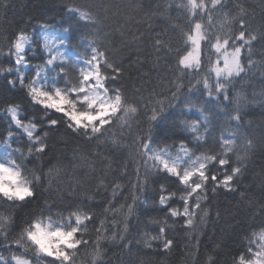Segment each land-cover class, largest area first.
I'll return each instance as SVG.
<instances>
[{
  "label": "snow or ice",
  "instance_id": "6c2138e0",
  "mask_svg": "<svg viewBox=\"0 0 264 264\" xmlns=\"http://www.w3.org/2000/svg\"><path fill=\"white\" fill-rule=\"evenodd\" d=\"M63 6L83 29L81 43L44 36L52 65L48 72L54 73L56 81L51 110L58 115L47 121L43 131H38L39 126L33 131L25 127V134L33 138L41 155L48 153L54 133L60 141L77 140L83 147L103 149L95 158L103 163L104 172L91 176L94 188L73 179L65 181L63 191L59 182L64 167L54 156L47 168V191L59 192L63 201L54 205L61 209L59 223L31 225L26 235L32 249L13 251L9 257L0 254V264H32L29 251L43 258V264H113L109 256L113 248L129 256L134 248L142 251L141 244L149 250L144 256L161 248L164 253L173 251L177 246L173 232H183L190 241L184 255L198 258L213 201L221 191H237L241 164L257 148L248 132L252 121L245 119L246 109L256 98L250 101L235 89L238 79L247 78L256 67L252 56L258 43L264 45V28L252 30L246 9L232 0H173L169 8L179 13L177 23L170 32L149 33V47L137 45L136 59L128 65L143 67L149 56L155 57L152 71L161 90L153 88L145 96L151 72L139 73V87L135 82L129 86L128 69L100 34L104 17L72 0ZM64 31L70 32L71 27ZM143 36L122 44L130 47ZM26 42L23 36L17 41L19 47ZM69 47L74 54L69 55ZM259 103L264 104V93ZM165 123L168 132L182 129L186 135L171 143L157 139ZM125 154L135 165L131 172ZM114 156L121 159L109 181ZM260 176L264 180V172ZM32 195L26 183H17L9 199L23 201ZM215 215L219 218L218 210ZM6 219L0 215V229ZM252 219L254 223L240 233L236 249L228 253L229 264H264V206L253 207ZM142 229L138 239L132 236ZM21 248V242L6 246V250ZM207 251L206 247L203 252ZM208 262L217 264L211 253Z\"/></svg>",
  "mask_w": 264,
  "mask_h": 264
},
{
  "label": "trees",
  "instance_id": "16d2710c",
  "mask_svg": "<svg viewBox=\"0 0 264 264\" xmlns=\"http://www.w3.org/2000/svg\"><path fill=\"white\" fill-rule=\"evenodd\" d=\"M68 2L69 0H0V37L27 27L30 23L35 25L37 20H48L55 24L52 37H61L63 26L70 25L73 44L80 45V34L83 29L74 14L64 11L63 5ZM72 2L89 6L104 17L100 34L110 52L116 56L118 61L122 60L124 67L128 69L130 79L127 83L129 86L131 87L135 82V86L139 87L140 81L137 80L139 73L151 72V82H145L144 95L147 96L153 88L160 91L157 73L152 71L151 61L155 59L154 56H149L148 62L143 67L133 64L129 68L128 65L136 59L134 53L137 51V45H143L144 48L149 47L147 40L149 33H160L166 30L170 32L171 25L177 23L176 18L179 13L169 8V5L173 4V0H72ZM232 2L239 3L246 9L247 23L252 30L259 32L264 28V0H232ZM133 4H139L141 7L139 9L129 7ZM105 7L108 9L107 12H104ZM142 33L144 34L143 38L133 42L130 47L122 44V41H129L134 36L140 37ZM55 43L58 44V40H55ZM63 50L61 48V51ZM80 50H82V46ZM140 59L144 60L145 56L141 55ZM252 59L257 62L256 67L251 70L247 78L238 79L235 91L250 101L253 100V97L256 98L257 102L252 103L246 109L245 119L252 121L248 132L255 139L257 148L253 161L249 164L248 174L237 186V191L228 194L221 191L213 201L211 219L207 222L204 234L201 236V252L206 247L211 248L216 242H222L225 254L234 251L238 245L240 233L254 223L252 219L253 207L258 208L259 203L264 201V180L260 176L261 169L264 168V104L259 103V97L264 93V45L259 43L256 45ZM243 62L246 65V58ZM21 70L28 71L27 69ZM12 75L15 76V73ZM0 84H2V78H0ZM0 90L3 89L0 88ZM160 132L164 135L170 134L167 125H162ZM53 142L55 144L53 155L62 161L64 167L61 179L64 181L79 179L85 188H94V182H90L91 176L102 175L104 172V165L101 160L95 158V153L103 151V149L83 147L77 140ZM123 158L128 160V171L131 172L135 165L132 164L127 154ZM120 159L118 156L113 157V172L108 174L109 181L114 178ZM92 168H95V173H92ZM121 182L127 183L126 180ZM241 192L244 193L243 197L240 195ZM125 194H127L126 189ZM100 199L101 197H97V200ZM121 202H123L122 198ZM217 210L220 213L219 218L215 215ZM135 223L134 220L133 224ZM151 234L155 233L151 232ZM140 235H143V229L140 233H132V236L137 239ZM172 235L177 246L169 253H164L161 248L152 255L144 256V252L149 250L143 249L141 244L139 247L142 251L137 252L134 248L132 256H129L126 251L121 252L119 248H113L109 252V256L112 258L113 264H132V261L136 259L140 261L143 259L144 264H182L184 253L187 250L186 245L190 241L183 232H173ZM194 242L193 239L191 243Z\"/></svg>",
  "mask_w": 264,
  "mask_h": 264
},
{
  "label": "clouds",
  "instance_id": "9594fccd",
  "mask_svg": "<svg viewBox=\"0 0 264 264\" xmlns=\"http://www.w3.org/2000/svg\"><path fill=\"white\" fill-rule=\"evenodd\" d=\"M64 11L67 12L65 8ZM68 27L63 26V35L59 39L73 42L72 28L70 32L64 31ZM53 29H55L54 23L37 20L35 25L30 23L27 27L0 37V78H2L0 88L3 89L0 90V215L8 218L4 221V227L0 229V254L5 257H9L13 251L23 252L24 249H32V242L26 235L31 225L40 222L55 227L59 223L58 213L61 209L54 205L58 201L60 203L63 201L59 192L53 195L47 191L49 183L46 175L50 161L54 162L53 141L60 142L59 134H53L49 151L44 155L35 151L33 138L25 134V127L28 131H33L34 126H39L38 131H43L47 121L57 118L58 115L51 110L55 106L53 84L56 81L53 80L54 73L48 72L52 65L48 63L50 52L45 47L43 39L46 34L52 35ZM21 36L27 38L23 47H19L17 43ZM68 53L74 54L71 47L68 48ZM13 73L15 76L12 75ZM185 135L182 129H175L167 135L158 131L157 139L162 137L172 141ZM254 155L255 152L251 153L241 164L239 184L248 174L249 164L253 161ZM261 171L264 172V168ZM17 183H26L33 195L23 201L9 199V196L16 191ZM59 183L62 186L61 190L66 191L65 181L61 179ZM259 206H264V201H261ZM16 242H21L23 248L6 250L9 243ZM209 253L217 260V264H229L228 254L223 252V248H215L213 245L198 258L191 254L184 255L182 264H209ZM28 258L32 264H43V258L37 257L34 251L28 252ZM132 264H142V262L136 259Z\"/></svg>",
  "mask_w": 264,
  "mask_h": 264
}]
</instances>
